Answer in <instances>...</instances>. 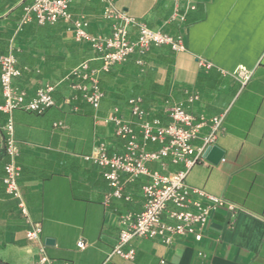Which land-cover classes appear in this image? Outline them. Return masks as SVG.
<instances>
[{
    "label": "crops",
    "instance_id": "crops-1",
    "mask_svg": "<svg viewBox=\"0 0 264 264\" xmlns=\"http://www.w3.org/2000/svg\"><path fill=\"white\" fill-rule=\"evenodd\" d=\"M31 1L0 0V56L17 58L22 75L14 83L29 97L44 85L54 86L56 104L43 114L13 113L20 199L8 195L3 183L8 157L2 128L8 116L0 111V264H40L43 253L59 264H103L113 252L120 218L141 211L142 188L149 178L124 176L125 195L131 199L112 198L106 205L111 187L104 169L86 157L102 142L111 145L110 154L122 149L114 126L103 119L115 106L126 109L133 97L141 98L143 108L164 125L170 123L167 110L175 104L198 122L222 117L215 145L224 151L223 159L216 165L196 164L186 181L233 203L237 211L214 212L201 242L192 236L177 237L171 244L133 238L124 251L133 250L134 257L115 254L110 264H264V0H183L184 8L188 2L196 5L185 21L171 20L172 0H114L117 8L150 28L181 38L184 50L154 46L143 67L131 58L103 74L105 97L98 110L82 97L70 105L65 101L71 94L67 74L86 61L99 67L98 52L76 41L60 22L23 24V6ZM103 7L101 0H83L72 5V12L88 22L90 35L104 37L112 32V22L103 17ZM241 70L249 72L248 80ZM191 95L197 96L193 103L188 102ZM208 130L204 127L192 141L195 148ZM160 147L149 143L146 150ZM147 167L170 175L184 166L164 160V166L150 162ZM36 224L41 234L32 241L27 231ZM47 238L54 244L47 245ZM80 241L86 242L85 249L78 247Z\"/></svg>",
    "mask_w": 264,
    "mask_h": 264
},
{
    "label": "built area",
    "instance_id": "built-area-1",
    "mask_svg": "<svg viewBox=\"0 0 264 264\" xmlns=\"http://www.w3.org/2000/svg\"><path fill=\"white\" fill-rule=\"evenodd\" d=\"M83 0H32L23 6L22 23L35 20L40 25L62 23L78 42L90 45L98 52L99 67H93L89 62H83L72 70L65 80L70 82L71 94L66 98L69 105L82 97L95 110L101 106L105 92L101 86V76L108 74L115 66L124 64L130 58H136V63L144 66L143 57L152 47L170 46L175 51L184 50L181 38H174L167 33L150 28L145 22L129 16L125 11L115 6L114 0H101L103 17L112 22V32L108 36L94 37L87 32L88 22L84 18H76L72 5ZM174 12L171 20L185 21L188 13L196 9V5L188 2L184 8L183 0H172ZM201 66H209L200 61ZM241 77L248 80L249 72L241 70ZM22 75L17 58L12 54L0 56V83L3 103L0 111L8 116L2 128L4 132L3 146L8 161L4 165L3 183L8 195L20 199L18 183L21 169L17 163L20 148L16 143L15 123L13 113L16 110H26L43 114L56 104L55 87L47 84L38 88L35 95L29 97L25 89L15 85V79ZM197 96H189L188 102L193 103ZM170 123L164 125L161 119L152 116L142 106V99L133 97L127 100L126 109L115 106L110 115L103 121L114 126V136L123 141L120 150L114 149L110 154L111 145L102 142L96 146L86 160L104 169L103 175L108 181L111 191L104 196L107 205L112 198L129 201L125 195L124 176L134 180L147 176L149 181L142 188L144 204L138 213H127L120 218V235L113 252L108 255L103 264H110L112 256L117 254L123 258H133L134 251H124V247L136 237L159 239L166 244L174 242L180 236H192L197 242L204 239L205 228L214 212L224 208L232 213L237 207L221 198L208 194L204 190L191 187L186 177L189 170L199 163L207 162L203 156L207 148L215 145L217 136L223 131L222 117L212 119H197L188 113L182 105L168 108ZM135 118V121L128 116ZM54 124L55 127L62 126ZM208 127V133L203 143L195 148L192 141L198 138L200 131ZM149 143H159L161 147L148 152ZM164 160L172 165L182 164L184 167L170 175L150 172L147 164L159 162L164 166ZM22 206V205H21ZM24 210V208H23ZM25 211V210H24ZM41 227L27 231V238L36 241L40 238ZM80 249L87 247L86 242H78ZM40 264H59L42 254Z\"/></svg>",
    "mask_w": 264,
    "mask_h": 264
},
{
    "label": "water",
    "instance_id": "water-1",
    "mask_svg": "<svg viewBox=\"0 0 264 264\" xmlns=\"http://www.w3.org/2000/svg\"><path fill=\"white\" fill-rule=\"evenodd\" d=\"M203 156L205 159L210 162L211 164H218L224 157V151L217 145H213L212 147H209L206 149L204 152ZM54 239L52 238H47L45 243L47 245H53L54 244Z\"/></svg>",
    "mask_w": 264,
    "mask_h": 264
},
{
    "label": "trees",
    "instance_id": "trees-1",
    "mask_svg": "<svg viewBox=\"0 0 264 264\" xmlns=\"http://www.w3.org/2000/svg\"><path fill=\"white\" fill-rule=\"evenodd\" d=\"M132 58H134V57H132ZM144 59H145V56L143 57ZM131 59V58H130ZM135 60H136V58H134ZM110 73V72H109Z\"/></svg>",
    "mask_w": 264,
    "mask_h": 264
}]
</instances>
